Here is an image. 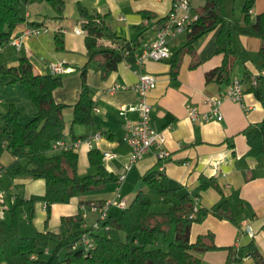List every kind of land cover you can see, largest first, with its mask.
Here are the masks:
<instances>
[{"label":"crops","instance_id":"1","mask_svg":"<svg viewBox=\"0 0 264 264\" xmlns=\"http://www.w3.org/2000/svg\"><path fill=\"white\" fill-rule=\"evenodd\" d=\"M205 1L189 0L194 10L201 8ZM40 2L42 3V0H31V2L29 0L24 5V16L27 21L40 23L45 30L40 34L29 35L19 48L24 46L26 56L30 59L36 74H52V62L61 60L66 62L68 71L55 73L63 77V85L54 91L55 99L69 104L66 109L71 112L68 125L66 123L65 139L73 141L83 135L88 137L95 133L101 134L100 138L91 141V145L84 142L76 150L79 154L78 170L83 168L92 173L91 170L94 167L90 165L87 157L90 149L99 148L102 153L109 151L111 156L103 157V162L113 181L120 184L116 182L113 184L111 181L99 193L92 191L78 195L68 203H55L52 206L48 223H46L48 211L45 201L43 199L37 201L33 197L35 192H40L42 195L45 193V180L31 176L23 177L25 173L11 179L3 174L0 176V189L4 190L3 207L8 208L16 194L33 199L34 215H29L25 207L22 219L29 220L28 225H31V219L34 217L37 221V231L45 230L47 226L48 229L59 232L64 231L61 216L77 213L82 204H85L84 202L125 200L129 204V199L124 196L122 190L126 189L125 194L134 198L137 191L143 188L140 185L141 176L150 168L162 170L169 185L178 187L181 194L191 193L199 185L200 175L205 174L217 178L224 194L231 198L237 222L217 219L209 214L201 223L192 227V236L195 237L199 233L212 230L215 232L218 245L234 246L237 250H241L251 241H255L264 254V231L262 229L264 224V155L255 157L246 154L248 150L246 129L259 124L264 117L262 102L250 90L254 78L260 74L264 75V60L258 56V51L264 41L246 35L235 37L239 49L243 51V56L234 64L231 81L241 80L244 95L242 101L232 99L223 101L221 105L223 118L221 119L192 121L186 108L188 103H193L198 105L202 112H210L209 98L220 95L230 83L220 84L216 79L206 80V72L220 65L223 59L222 54L208 57V54L216 47V31L207 33L195 43L197 54L202 59L200 65L194 68L189 67L190 57L186 56L180 73L175 78L170 74V64L167 61L148 58L144 62L145 70L154 74L156 78L155 86L147 94V100L152 105L150 123L152 127L164 134L163 147L170 154L160 160L157 156L158 148L153 147L132 168L126 170L125 164L130 153V147L123 140L126 121L136 120L138 115L136 112L122 115L120 107L136 102L138 93L133 87L116 90H111V88L116 84L131 86L138 81L140 66L137 53L140 51L132 58L121 61L107 79L101 78L96 61L89 63L87 79L99 110H94L93 124L83 127L74 126L70 133L72 105L79 97L81 86L80 68L87 62L85 32L76 31L77 28H82L83 19L80 18V21L73 23L72 12L67 7L66 1L63 5L54 6L56 11H48L49 13L42 8L34 7ZM51 2L54 5L57 3L56 0H51ZM71 2L76 4L77 10L78 3H80L90 10H96L102 14L108 13L109 25L119 36L127 39L136 35L137 25H145V28H149L144 33L145 42H147L156 36L157 18L169 14L174 0H71ZM225 4L233 14L236 7H243V0L238 3L236 0H224L223 13ZM263 11L264 0H256V5L252 9L253 17L256 18ZM151 13L157 16L153 17ZM237 21H243V13ZM25 23L16 28L14 32L20 33ZM56 32L63 36L64 49L62 50L56 48ZM180 35L170 39L171 47L185 40ZM108 40L103 39L105 43L111 44ZM6 45L0 49L2 50ZM21 55L23 54H19L16 60L9 61L7 66L16 65ZM1 146L4 147L5 144ZM14 159L15 157L8 150L1 152L0 166L6 167ZM121 175H125L122 181L119 180ZM17 185L24 186L22 193L17 191ZM198 197L199 206L211 207L220 201L221 195L216 189L210 187L201 191ZM121 209L123 208L114 204L110 211ZM89 211L93 210H87L85 221L82 224H75L74 229L87 228L94 224L98 217L96 216L93 222H88V219L93 218ZM2 216L9 219L6 209L2 211ZM200 255L201 264L204 261L209 264H224L228 251L222 248L201 252ZM233 264H253V262L251 257L245 254L242 261Z\"/></svg>","mask_w":264,"mask_h":264},{"label":"trees","instance_id":"2","mask_svg":"<svg viewBox=\"0 0 264 264\" xmlns=\"http://www.w3.org/2000/svg\"><path fill=\"white\" fill-rule=\"evenodd\" d=\"M28 1L0 0V48L9 43L15 29L23 23L41 27L38 22L27 21L20 12V7ZM223 4L224 0H206L201 8L195 10L199 18L193 28L187 32L182 43L171 47L169 58L163 59L170 64L173 78L180 73L186 56L190 57L189 67L200 65L202 59L197 54L195 43L209 32L217 33L216 47L208 57L222 54L223 59L205 76L207 81L216 79L220 84L231 81L234 64L242 56L243 51L238 47L236 36H252L264 41V11L256 18L252 14L256 0H243L242 22L227 20ZM78 12L83 19L87 62L80 68L81 86L79 97L72 105L70 133L75 125L94 123L97 104L87 79L89 63L96 61L101 78L107 79L121 61L142 51L144 33L149 29L145 25H137L136 35L127 39L119 36L109 25L108 13L90 10L80 3ZM151 15L157 16L154 13ZM168 18L169 14L157 18L155 28H160ZM105 38L111 44L105 43ZM55 44L57 49H64L63 36L57 32ZM258 56L264 60V44ZM0 74L10 75L9 83L21 82L36 106L34 116L23 123L18 105L14 102L4 103V111H0V132L6 137V149L15 159L6 167L0 166L1 174L11 179L29 172L34 178L45 180L44 201L48 223L55 203H68L78 195L103 189L113 178L104 165L103 153L99 148H92L87 154L95 171L83 175L78 170L79 154L76 150L59 149L53 152V144L65 138L64 112L69 106L54 97V91L63 85L61 75L36 74L26 55H21L16 65L0 64ZM254 79L256 82L251 83L250 90L264 106V75L260 74ZM246 137V154L255 157L264 155V117L259 124L246 129ZM86 138V135L81 136V139ZM141 179L148 190L139 189L125 208L110 211L101 222L107 229L92 226L74 229L75 224L85 221L83 208L90 210L88 201L82 204L77 213L61 216L64 231H53L46 226L45 230L37 231L34 235H23L20 232L23 211L27 207L28 214L34 215V200L16 194L8 208H4L3 202H0V208L3 211L6 209L9 214L8 220L0 217V264H201V252L222 248L228 251L224 264L240 262L245 254L251 257L253 264H264V254L255 241L237 250L234 246L218 245L212 230L192 236V227L209 214L217 219L237 222L231 198L224 194L217 178L201 174L199 185L191 193L184 194L179 192L178 187L170 186L165 173L158 168L148 169ZM210 187L220 193V201L211 207L198 205L195 209L194 196H199L201 191ZM160 198L168 204L166 211H154L152 208L156 199ZM262 229L264 231V224ZM83 233L93 239V247L86 249L82 246ZM42 253L49 256L43 258Z\"/></svg>","mask_w":264,"mask_h":264},{"label":"built area","instance_id":"3","mask_svg":"<svg viewBox=\"0 0 264 264\" xmlns=\"http://www.w3.org/2000/svg\"><path fill=\"white\" fill-rule=\"evenodd\" d=\"M198 18L199 13L192 8L189 0H174L172 8L169 12L168 20L160 28L156 29L155 38L151 41L145 42L142 51L137 54L138 63L140 66L138 81L131 86L116 84L111 88V90H116L118 88L126 89L129 87H133L138 93V100L136 102L124 104L120 107V113L122 115H126L130 112H136L138 115L136 120L126 121V132L123 140L130 147L129 159L125 164L126 170L132 168V166L153 147L158 148L157 156L160 160L168 157L170 154V152L165 147H163V143L165 142L164 134L152 127L150 123L152 105L147 100V94L155 86L156 78L154 74L145 70L144 62L148 58H153L156 60L169 58V56L171 55L170 39L181 33H187L188 31H191L194 22ZM44 30L45 28L43 27L29 26L26 22L24 29L20 33L14 32L9 43L16 47H21V45L23 44V40L29 35L40 34ZM76 31L79 33L84 32V30L80 27L77 28ZM67 67L68 66L66 65V62L64 60L51 63V69L54 74L68 71ZM253 82L255 83L256 80H254ZM243 95V83L240 79H233L221 92L220 95L212 96L209 98V103L211 105L210 112H202L198 105L188 103L186 106L188 116L192 121L209 120L212 118L221 119L223 118V114L221 112V105L223 101L225 99L242 101ZM94 110L99 109L98 107H95ZM100 137V133H95L94 135L89 136L86 139L79 138L73 141L61 138L53 144V147L60 150H77L82 143L86 142L91 145L92 140L98 139ZM110 156L111 153L109 151H103L104 158ZM1 173L2 171L0 170V176L2 175ZM124 179L125 175H121L119 177L120 181ZM194 200L196 209L198 207L199 197L195 196ZM3 201L4 191L0 190V202ZM114 204L120 206L121 208H125L127 203L125 200H107L103 203L93 201L88 204L91 210L98 212V218L95 220L92 227H104L105 229L108 228L107 226H102L101 222L107 218L110 209ZM83 209V215L87 216V209ZM2 211L3 209L0 208V217L2 216ZM81 242L82 246H84L86 249L94 246L93 239L88 236L87 233L82 234Z\"/></svg>","mask_w":264,"mask_h":264},{"label":"rangeland","instance_id":"4","mask_svg":"<svg viewBox=\"0 0 264 264\" xmlns=\"http://www.w3.org/2000/svg\"><path fill=\"white\" fill-rule=\"evenodd\" d=\"M64 1H66L67 7H69L70 11L72 12L71 18L73 20V23L80 21L81 17L79 16L76 4H73L71 2V0H56V2H57L56 5H54V3L51 2V0H42V3L40 2L37 5H34V7H37L39 9L42 8L46 12L54 11L55 7L63 5ZM238 1H240V0H236L237 3H238ZM30 2H31V0H30ZM24 9H25L24 6L20 7V12L22 13L23 16H24ZM224 14L227 16L228 20H236L237 21L238 19H240V16L242 15V7H239V8L236 7L234 10V13L231 14L230 8L228 7L227 4H225ZM186 35H187V33L184 32V33H181L180 37L184 39V38H186ZM21 53L23 55H26L24 46H22V48H19L16 46L14 47L12 45H6L5 48H3L2 50L0 49V63H4L5 65H8L9 61H11L12 59L16 60L17 57L19 56V54H21ZM10 78H11L10 75L0 74V111H4V103L5 102H14L18 105V107L21 110V117H20L21 122L26 123L34 116V113L36 111V106L32 102V100L30 99V97H29L26 89L24 88L23 84L21 82L9 83ZM64 115H65L66 123L68 125L71 112L68 109H66ZM75 126H77V125H75ZM79 126L83 127L84 125H79ZM5 139H6L5 135L0 132V153L1 152H7L5 146L4 147L1 146V144H3V143L5 144ZM57 151H59V149L53 150V152H57ZM91 171L94 172L95 168H93ZM79 172L82 175L89 173L86 170H84L83 168L79 169ZM28 176L33 177L32 174L29 172L25 173V175H23V177H28ZM115 182L117 183V181H113L112 183L115 184ZM140 185H142V187H143L142 189L148 190L147 185L144 183V181H142V179H140ZM23 187H24L23 185H17V188H18L17 191L19 193H22ZM0 190H3V189H0ZM102 190L103 189L94 190L93 192L99 193ZM125 192H126V189L122 190V193L124 194V196H127L129 199V203H131L133 196L126 195ZM33 197L37 201H40L41 199L44 200V194L42 195L40 192H35V195ZM194 202H195V200H194ZM152 208L154 211H166L168 209V204L161 201L160 199H156ZM66 213L70 214V212H66ZM89 213L93 217L92 219H88V222L91 223V222H93V220L96 216L98 217V212L89 211ZM28 222H29V220H27L25 218L22 220L20 232L23 235H33L37 231L36 219H34V217L31 219V222H30V223H32L31 225H28ZM48 256H49L48 253H45V254L42 253L41 254V257H43V258H47ZM203 264H209V263L204 261Z\"/></svg>","mask_w":264,"mask_h":264}]
</instances>
